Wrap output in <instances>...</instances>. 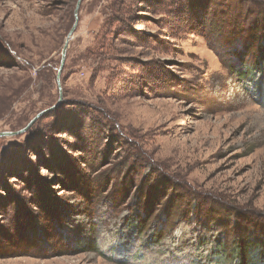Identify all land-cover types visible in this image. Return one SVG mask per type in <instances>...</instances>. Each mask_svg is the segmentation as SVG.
I'll return each instance as SVG.
<instances>
[{
	"label": "rangeland",
	"instance_id": "obj_1",
	"mask_svg": "<svg viewBox=\"0 0 264 264\" xmlns=\"http://www.w3.org/2000/svg\"><path fill=\"white\" fill-rule=\"evenodd\" d=\"M176 1L0 0V264H242L264 0Z\"/></svg>",
	"mask_w": 264,
	"mask_h": 264
},
{
	"label": "trees",
	"instance_id": "obj_2",
	"mask_svg": "<svg viewBox=\"0 0 264 264\" xmlns=\"http://www.w3.org/2000/svg\"><path fill=\"white\" fill-rule=\"evenodd\" d=\"M175 4H181V0H177L175 2ZM256 53L258 54L257 56L254 55V53L252 54V52L250 53V55L252 56V61H251V65L254 64H258L259 61H263L264 60V48L262 47V50H256ZM236 59L239 60L240 62H244V60L242 59L243 56H241V54H236ZM144 221H140L136 228L138 230H143L144 227ZM143 226V227H142ZM155 236V233L152 235V237ZM253 238L256 239H260L262 241H264V231L257 229V231L254 234L251 235H244L243 237H235L233 238L234 240L236 239L237 242L239 244V250L235 249V247H233L232 249L236 251L237 256L240 257V259L242 260V264H258L257 258L260 257L259 255L261 254L260 252V248L256 249V242L254 243L252 241ZM233 240V245H235V242Z\"/></svg>",
	"mask_w": 264,
	"mask_h": 264
},
{
	"label": "water",
	"instance_id": "obj_3",
	"mask_svg": "<svg viewBox=\"0 0 264 264\" xmlns=\"http://www.w3.org/2000/svg\"><path fill=\"white\" fill-rule=\"evenodd\" d=\"M73 31H74V26L72 27V29H71V30L69 31V33H68V36H67L68 39L71 37ZM65 49H66V44H65V46H64V48H63V50H62V58H61V63H60V68H59L58 74H59V72L61 71V68H62V65H63L64 55H65ZM1 135H2V134H0V136H1Z\"/></svg>",
	"mask_w": 264,
	"mask_h": 264
},
{
	"label": "bare ground",
	"instance_id": "obj_4",
	"mask_svg": "<svg viewBox=\"0 0 264 264\" xmlns=\"http://www.w3.org/2000/svg\"><path fill=\"white\" fill-rule=\"evenodd\" d=\"M177 240V239H176ZM175 264H177L176 262H174Z\"/></svg>",
	"mask_w": 264,
	"mask_h": 264
}]
</instances>
